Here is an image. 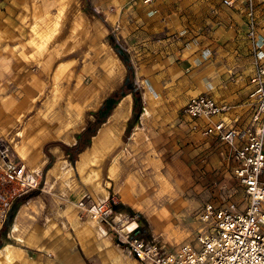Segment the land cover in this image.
<instances>
[{"label": "rangeland", "instance_id": "rangeland-1", "mask_svg": "<svg viewBox=\"0 0 264 264\" xmlns=\"http://www.w3.org/2000/svg\"><path fill=\"white\" fill-rule=\"evenodd\" d=\"M150 1L9 0L7 10L24 37L14 51L26 68L25 83H14L13 77L6 84L5 98L17 116L10 138L2 143L6 140L11 152L38 173L40 189L12 207L3 221L0 264H35L34 259L48 254L61 264H133L126 246L117 242L121 223L134 221L138 234L174 249L193 240L199 226L195 214L204 202L229 194L240 201L222 146L188 129L182 107L190 97H183L184 88L191 83H174L171 65L159 78L162 83H136L141 91L137 114L129 94L75 159L60 146L43 148L51 141L72 146L94 119L92 112L121 85L126 70L109 44L110 35L132 58L134 79L137 74L144 78L145 64L133 43L154 39L139 8ZM226 10L236 19L231 37L241 39L242 11ZM209 16L215 18V9ZM14 74L18 80L23 72L18 67ZM210 76L226 81L238 73L217 68ZM23 86L24 97L18 93ZM83 196L115 206L105 219L94 220L76 206ZM16 224L20 230L13 232ZM29 236L39 237L38 246H28ZM70 254L68 263L64 257Z\"/></svg>", "mask_w": 264, "mask_h": 264}, {"label": "built area", "instance_id": "built-area-1", "mask_svg": "<svg viewBox=\"0 0 264 264\" xmlns=\"http://www.w3.org/2000/svg\"><path fill=\"white\" fill-rule=\"evenodd\" d=\"M220 4L243 14V34L252 55L247 120L228 117L234 106L217 101L207 91L188 97L182 116L190 131L222 146L241 199L229 194L226 199L204 202L195 214L199 226L193 240L174 249L138 234L137 225L127 231L116 228L117 242L126 246L133 264H264V0H220ZM2 141L0 226L16 200L40 189L38 173ZM112 204L83 196L76 206L101 220Z\"/></svg>", "mask_w": 264, "mask_h": 264}, {"label": "crops", "instance_id": "crops-1", "mask_svg": "<svg viewBox=\"0 0 264 264\" xmlns=\"http://www.w3.org/2000/svg\"><path fill=\"white\" fill-rule=\"evenodd\" d=\"M9 4V0H0V138L6 139L10 138V131H12L17 116L14 107L5 98L9 95L6 84L13 77H15L14 83H25L26 68L24 61L14 51L15 47L22 45L21 41L24 37L23 32L18 31L20 25L15 21V15H11V11L7 10L10 7ZM139 8L143 21L148 24L146 29L154 39L151 41L143 39L138 44L133 43L135 54L140 52V57L145 64L141 70L144 78L137 74L134 79L135 83H162L159 78L164 76L167 66L171 65L175 74L174 83H187L188 81L191 83L190 86L184 88V98L207 91L217 101L234 106L228 113V117L237 116L241 122H245L249 113L248 79L252 71V55L244 34L241 39L231 37L235 34L233 26H235L236 19L228 16L227 7L222 6L220 0H151ZM214 9L216 16L212 18L209 12L212 10L214 12ZM180 31L184 33L181 36H175V33ZM129 58L132 61V58ZM168 61L169 63L171 61V64H168ZM18 67L23 74L17 80L14 71ZM189 67L190 69L185 74ZM158 68L163 70L158 71V74L153 72ZM217 68L218 72L229 70L237 72L238 77L233 76L231 80L221 81L218 76V81H216L210 76V72ZM151 71L152 73L148 74ZM226 76L230 77L227 73ZM192 78L193 82H190ZM29 80L30 78L27 80L28 83ZM167 83H170V78H167ZM22 88L24 89L25 86L21 87L18 93L24 97L26 91H22ZM149 88L152 90V86ZM125 97L126 95L117 103L119 107L122 106V100ZM21 103H25L24 99ZM21 108H24L23 105L20 106L18 113L22 110ZM124 198L128 200L127 196ZM132 200L135 202L134 197ZM120 202L133 210L136 209L130 203L121 200ZM131 222L134 221H128V224ZM127 227L128 225L126 229L130 230L135 227V223L132 227ZM15 230L16 232L20 230V224L14 225L12 231L15 232ZM38 240L39 237L29 236L26 243L28 246L36 247ZM7 245L14 247L11 244ZM7 252L5 246L2 256L6 258ZM69 256L71 254L66 256V259L64 257V261L69 263ZM33 262L35 264L37 262L39 264H61L50 254L41 255V258L34 259Z\"/></svg>", "mask_w": 264, "mask_h": 264}, {"label": "trees", "instance_id": "trees-1", "mask_svg": "<svg viewBox=\"0 0 264 264\" xmlns=\"http://www.w3.org/2000/svg\"><path fill=\"white\" fill-rule=\"evenodd\" d=\"M109 44L115 51L118 58L123 63L126 73L121 85L109 93L101 102L100 106L97 110L92 112L94 119L92 121H88L84 129L76 135V142L72 146L65 145L59 141H51L44 145V150L47 146H60L66 151L72 159H75L76 156L82 152L85 147L90 142L91 137H93L101 124H103L109 115L112 113V110L116 106V104L120 101L122 97L127 94L131 95L132 98V113L137 114L141 106V91L138 85L134 80V69L131 63V60L126 51L120 48L113 38V36H109ZM50 163L45 165V169L49 167ZM27 197L24 196L13 204L12 207L16 208L19 204H21L24 199ZM2 227H0V230Z\"/></svg>", "mask_w": 264, "mask_h": 264}, {"label": "bare ground", "instance_id": "bare-ground-1", "mask_svg": "<svg viewBox=\"0 0 264 264\" xmlns=\"http://www.w3.org/2000/svg\"><path fill=\"white\" fill-rule=\"evenodd\" d=\"M126 97H129V95H126ZM125 97V98H126ZM117 108V107H116ZM82 153V152H81ZM76 164H77V168H79V164H81L78 160L76 161ZM125 223H121V225L119 226L120 228L121 227H123L122 229L124 230V231H127L126 230V226L124 225ZM134 225V222H131V223H129L128 224V227L127 228H130V227H132ZM125 226V227H124Z\"/></svg>", "mask_w": 264, "mask_h": 264}, {"label": "water", "instance_id": "water-1", "mask_svg": "<svg viewBox=\"0 0 264 264\" xmlns=\"http://www.w3.org/2000/svg\"><path fill=\"white\" fill-rule=\"evenodd\" d=\"M34 193V192H33ZM32 194V193H31Z\"/></svg>", "mask_w": 264, "mask_h": 264}]
</instances>
